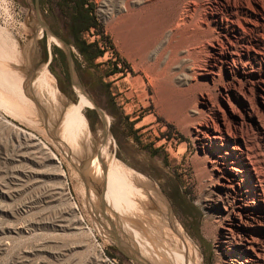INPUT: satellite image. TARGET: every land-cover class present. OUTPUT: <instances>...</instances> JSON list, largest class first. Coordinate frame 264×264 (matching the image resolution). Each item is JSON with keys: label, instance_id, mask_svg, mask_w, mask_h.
<instances>
[{"label": "rangeland", "instance_id": "1", "mask_svg": "<svg viewBox=\"0 0 264 264\" xmlns=\"http://www.w3.org/2000/svg\"><path fill=\"white\" fill-rule=\"evenodd\" d=\"M77 1L40 0L38 14L36 0H0V264H176L177 253L180 264H226L244 243L233 212L246 219L249 187L264 188V100L244 107L252 81L257 93L264 83L232 59L263 44L235 39L222 53L215 38L232 39L236 18L211 13L207 0L196 13L198 0H185L186 43L159 61L171 0L140 8L138 48L124 35L122 0H86L97 25L78 43L99 53L88 60L72 37ZM83 95L84 132L64 114ZM227 146L243 151L253 176L234 189L222 171ZM110 161L141 177L132 197L104 186ZM229 228L237 243L220 247ZM256 236L264 264V233Z\"/></svg>", "mask_w": 264, "mask_h": 264}, {"label": "bare ground", "instance_id": "2", "mask_svg": "<svg viewBox=\"0 0 264 264\" xmlns=\"http://www.w3.org/2000/svg\"><path fill=\"white\" fill-rule=\"evenodd\" d=\"M171 1L173 2V6H174L172 9L173 10L172 14H171V27H170L171 35H170V40H168V42H167V47H165L163 50H161L162 52H160L161 54H159V56L157 58L159 61H160V58H163L165 56V54H166L165 52H167V49H169L168 48L169 46L173 47L171 49V54L175 58L177 51L181 48V46L184 43H186L185 42L186 41L185 37L187 35L186 30L193 26L192 25V23H193L192 19L189 20L186 18L187 16L186 17L181 16V6L183 5L185 0H171ZM208 1H211V3H210L211 5L215 4V6H214L215 11L211 12V13H213L215 15H222V14L227 15L228 14V15H231L232 17L236 18V20L232 22L233 25L231 28L232 33L235 34L233 36L234 39L233 38L229 39L225 35L223 38V39H225V41H223L220 39L221 38L220 34H218V37L216 36V38H215L218 45L222 49L221 50L222 53H223V50H224L226 44L233 45L234 41L237 40V42H238L240 40V38L242 40L248 41L249 43H252V41H253V42L258 44V42H260L259 44H263V46H264V0H207V2ZM153 2H154V0H122V2L120 4V14L122 15L121 23H122V29H123L124 35H126L130 39L131 44H133L134 47H136V48H138V46H139V41H138V38L135 36L133 28H131L133 26L132 24L135 21L137 22L139 20V18L141 17L140 16L141 15L140 14V8L144 5L152 4ZM195 4H196L195 5V12L198 13V12H200L199 11L200 8L205 6V0H198V3H195ZM221 26H222L223 31H225V32L228 31L227 27L225 28L223 23H221ZM236 34H239L240 37H237ZM49 36H50L51 40H54L58 43L59 42L62 43L59 39H57L52 34H49ZM226 48H227V46H226ZM237 58L238 59H235V58L232 59L234 64H237V62H238L240 64L245 65V67H247L246 65H251V72L249 73L250 77L252 79H255L254 77L259 75L261 77H259L258 81L264 83V76H262V75H264V48L262 50H259V51L255 50V49H249L248 51H246V53H244L243 56L238 55ZM244 60H247V62L245 63ZM230 71H231V69H230ZM12 74H15V73H12ZM13 77L14 76L12 75V79H14ZM16 79H18V78H16ZM17 82H20V81L17 80ZM255 83L256 82L253 80L252 81L253 87H251L250 91H249L250 96L249 97L245 96V103H244L245 110H260L259 108H257L256 102H255V99H257V97H256L257 94H258V98L262 99V101L264 100V89L259 88V92L257 93L255 88H254ZM11 87H13V86H11ZM8 96H10V95H8ZM86 98H87V95H83V97L81 98V101L78 105H76V106L74 105V107H72L71 109H67L64 112V114L67 113L68 116H70L72 118V120H74V123L82 130V132H84L85 128L88 127V122H87L86 118L84 117V115L82 114V111H81L82 107L85 104ZM252 117H254V116L252 115L251 118ZM217 138H218V136L214 137L213 139L217 140ZM32 140H34V142H35L36 139L34 138ZM211 143L216 144L217 141H211ZM45 148L46 147L44 146V149ZM41 149H43V148H41ZM240 150L241 149H236V148H232L231 146H227L225 149V152H224V158L221 160L222 171L224 172L227 180L229 181V183H230L229 188H231V189H234L235 188L234 184L237 181L241 180L240 178H241L242 174H246L248 176V178L250 177L251 179H253L252 170L250 169L248 163L245 161L246 159L243 155V151H240ZM46 154H48V153H46ZM52 159H53V157H52ZM103 171L105 172V174L108 177V180L110 182V183H108L107 181H103L104 186H110V188H112L116 192L118 191L116 193L117 196L127 195L128 197H132L133 196L132 192H136V190L140 184L139 178H141V177L139 175L137 176V174H135L132 171V169L126 167L124 164H122L120 162L116 163V162L110 161L109 164L107 163V165L104 166ZM261 185H262V182H261ZM1 188H3V187L1 186ZM110 188H109V190H110ZM140 188H142V187H139V189ZM263 189L260 187L259 184H255L254 186L252 185L251 187H249V190H248L246 197H251L250 198L251 200L248 202V204L245 203V205H243L241 207L243 210L242 213L246 214V216H247L246 219H244V220L241 219L240 213L237 214L236 212H233V219L234 220H232V222H233V224H236V225H238V227H240L241 233H245V235L243 237L244 243H243V248H241L242 249L241 253H237V254L235 253L233 255H230L226 264H260V251L257 249L259 244L257 242L256 234L257 233H264L263 232V230H264V190ZM131 190H132V192H129ZM149 190L151 192V189H149ZM137 191H139V190H137ZM240 193L242 195V198H245V194L243 195L242 192H240ZM112 195H114V194L112 193ZM165 209L166 208H164V210ZM165 212H166V210H165ZM0 214H1V212H0ZM30 224H35V223H29L26 225L25 228L29 231L32 230L31 228L34 229V227L29 226ZM19 229H22V228L18 227L17 230H19ZM24 231H26V230L24 229ZM233 231L231 230V228H229L227 230V234L223 238V239H225L224 242L219 243L220 247H223V245H234L237 243L236 242L237 240H236V237H235V234ZM145 243L150 244L148 242H145ZM139 248L144 249L148 253L152 252V254H154L153 253L154 249L152 247L139 246ZM177 254L175 256H172V257L174 258V261L176 264H180L177 261V258L179 259V256H178L179 254L178 255ZM155 257H157V256H155ZM184 264H190V262H185Z\"/></svg>", "mask_w": 264, "mask_h": 264}, {"label": "trees", "instance_id": "3", "mask_svg": "<svg viewBox=\"0 0 264 264\" xmlns=\"http://www.w3.org/2000/svg\"><path fill=\"white\" fill-rule=\"evenodd\" d=\"M86 3V0H78L76 3V7L73 11V23L75 25L72 24V37L74 39V43L79 48L80 52L85 56V59L94 60L98 57L99 53H97V55L89 56L87 54V49L91 46H87L85 42L82 43V46H80V44L78 43V41L80 40L81 33L83 31L89 30L90 28H94L97 25L92 16H90L89 10L84 8ZM81 21L83 22V24L78 25Z\"/></svg>", "mask_w": 264, "mask_h": 264}, {"label": "water", "instance_id": "4", "mask_svg": "<svg viewBox=\"0 0 264 264\" xmlns=\"http://www.w3.org/2000/svg\"><path fill=\"white\" fill-rule=\"evenodd\" d=\"M39 2H40V0H36V2H35L38 14H39ZM39 21H40V23H41L40 25L43 26L46 30H48V33H49V34H52L53 36H55V35L49 30L48 26H47L46 23L41 19L40 16H39ZM55 37H56L57 39H59L62 43H64L65 45H67V47H69V44H68L66 41H64L63 39H61V38H59V37H57V36H55ZM68 56H69V57H68V59H69V65H70V68H69V69H70V73H71V75H72V71H73L72 59H71L70 55H68ZM36 104H37V103H36ZM102 201H103V200H102ZM111 233H112L113 237L115 238V240L118 242V244H119V248H120L122 251H125V250L122 248V246H121L123 243L120 242V240H119L118 235L116 234V232H115V231H112ZM133 260L139 262L138 259H136V258H133Z\"/></svg>", "mask_w": 264, "mask_h": 264}, {"label": "built area", "instance_id": "5", "mask_svg": "<svg viewBox=\"0 0 264 264\" xmlns=\"http://www.w3.org/2000/svg\"><path fill=\"white\" fill-rule=\"evenodd\" d=\"M112 263H113V264H116V261H115V260H113V261H112Z\"/></svg>", "mask_w": 264, "mask_h": 264}]
</instances>
